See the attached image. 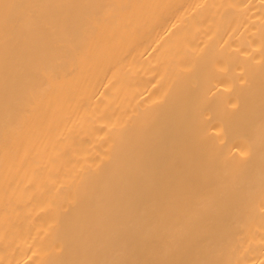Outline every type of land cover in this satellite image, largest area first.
<instances>
[{
	"label": "bare ground",
	"instance_id": "1",
	"mask_svg": "<svg viewBox=\"0 0 264 264\" xmlns=\"http://www.w3.org/2000/svg\"><path fill=\"white\" fill-rule=\"evenodd\" d=\"M0 264H264V0H0Z\"/></svg>",
	"mask_w": 264,
	"mask_h": 264
}]
</instances>
